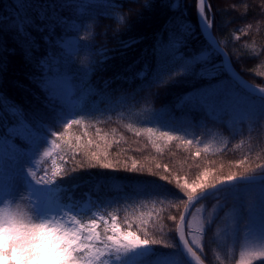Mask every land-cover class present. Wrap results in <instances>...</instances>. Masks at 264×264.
<instances>
[{"label":"trees","instance_id":"16d2710c","mask_svg":"<svg viewBox=\"0 0 264 264\" xmlns=\"http://www.w3.org/2000/svg\"><path fill=\"white\" fill-rule=\"evenodd\" d=\"M115 1L119 5L120 0ZM206 1L205 14L213 20L211 31L238 73L247 81L264 87V0ZM53 2L61 5L65 0H0V17H5V21L0 23V39L8 47L17 48L15 55L8 56V70L3 74L0 92L9 100L23 104L30 120L42 116L51 132H64L66 120L53 121L51 105L45 107L48 102L29 83L28 76L38 73L32 64L25 61L23 52L15 43L16 33L10 30L8 19L19 10L18 5L36 7ZM68 2L76 5L80 0ZM107 11L110 16L97 15L96 12L91 16L77 14L72 8L61 13L83 25L78 31L73 28L67 33L69 38L79 37L82 43L68 39L64 49H56L55 56L49 61L52 78L46 87H54L51 90L60 102L57 113L70 111L72 115L67 118L78 119L81 123L73 124L64 138L47 136L49 141L56 139L59 145L56 147L59 164L56 171L60 175L52 185L59 189L65 200L80 199L89 194L92 204L102 207L108 217H116L122 229H130L141 238L162 241L151 246L154 252L145 258L146 261L178 254L188 264L176 236L179 217L188 202L187 194L180 186L185 182L200 183L201 180L215 183L228 175L238 176L245 171L256 175L264 172V119L252 116L249 106L238 99L227 100V103L238 101L239 113L246 114L245 119L239 120L234 115L236 110L221 109L217 104L206 105V109L195 107L192 101L202 99L211 82L183 76L180 65L184 61L168 65L176 70L173 73L175 82L165 74L164 79L169 80L168 83L149 87V80L135 78L145 63L149 65L151 78V69H156L158 62L167 66V58L175 56L171 48H167L168 34L164 31L170 17L182 16L197 29L187 47L181 50L186 58L209 48L198 25L196 0H139V3ZM137 13L141 14L140 18H137ZM146 13L149 15L145 18ZM33 34L41 44L35 55H46L48 45L42 40L43 34ZM65 34L64 29L57 28V36ZM130 39H138L139 43L124 49L122 42ZM158 44L160 51L154 53ZM102 48L108 50L110 59L98 64L93 73L82 74V69L70 73L75 75V78L71 75V80L75 83L80 80L87 87L82 99L73 103L55 91L56 84L60 80L62 82L59 74L63 64L73 66L77 60L88 67L93 59L101 60L98 53ZM212 62L222 64L221 55H213ZM218 79L221 84H228L242 100L258 104L259 97L238 86L225 69ZM17 82L26 87H19ZM219 104L223 107L222 102ZM156 124L172 129L158 131L154 128ZM147 128H152L154 133L145 131ZM160 132H168L173 138L168 140L156 135ZM189 140L191 144L187 143ZM19 146L31 153V164L25 168L24 175L33 178L29 173L34 172V178L39 179L46 174L51 180L54 169L43 157L31 151L29 145ZM92 153H96L100 160H94ZM103 163H111L113 167L104 168L100 166ZM94 164L96 166H92ZM133 164L136 165L135 170ZM165 176L167 180L162 179ZM221 193L222 189L193 208L196 210L202 202L207 204L208 220L202 248H194L207 264H215L212 240L215 230L221 225L220 217L224 211L221 209L213 221L212 215ZM173 216L175 221L171 219ZM186 228L188 230V226Z\"/></svg>","mask_w":264,"mask_h":264},{"label":"snow or ice","instance_id":"6c2138e0","mask_svg":"<svg viewBox=\"0 0 264 264\" xmlns=\"http://www.w3.org/2000/svg\"><path fill=\"white\" fill-rule=\"evenodd\" d=\"M135 3H139V0H120L119 5L115 3V0H80L76 5L65 0V3L61 5H56L53 2L51 4L41 3L36 7L30 4L17 6L19 10L14 11L8 19L11 22L10 30L16 33L14 36L15 43L23 52L25 61L32 64L38 73L28 76L29 83L44 96V99L48 102L45 107L51 105L53 109L51 119L53 121L64 119L66 123L64 124V132H51L48 125L44 123V117L36 116L34 120H30L27 117V109L23 104L9 100L3 92H0V162L3 161L5 155L11 159H16L19 155L26 154L19 144L30 145L38 152L40 145L50 143L52 147L44 152L45 156H50L53 149L59 147V145H57L56 139L49 142L47 136L50 134L53 137L64 138L73 124L78 125L81 123L78 119L67 118L72 115L70 111L57 113L56 110L60 102L55 98L51 88L46 87L52 78L49 61L55 56L56 49H64L63 45L68 39H77L82 43L79 37L69 38L67 33L71 32L73 28L78 31L83 25L62 15V11L66 8H72L77 14L91 16L93 12H96L97 15L110 16L111 13L107 11L108 8L124 7ZM172 7L176 8L177 5H172ZM117 15L119 16L118 13ZM140 15V13H137V18H140ZM197 17L202 32L208 31L212 27L213 20L205 14L204 0L199 2ZM4 21L5 17H0V23ZM58 27L64 29L66 33L64 36H57ZM164 31H167L168 34L167 48H171L175 56L167 58V66H161V63L158 62L157 68L151 69V78H149V65L145 63L144 68L135 74V78L149 80V87L168 83L169 80L164 79L165 74L168 75L171 82H175L173 73L176 70L170 69L168 65L184 61L180 65L183 76L210 81L211 83L206 89L214 90L211 94L206 93L202 99L197 98L192 101L195 107L206 109V105L209 104L216 105L226 99H238L243 105L249 106L252 116H259L264 119V89H255V92L259 95V102L253 104L248 100H242L228 84L220 83L218 78L221 71L224 70L223 65L212 62L213 55L222 53L218 43L213 46L209 42L208 49L201 50L199 53L186 58L181 50L186 48L189 40L195 36L196 27L182 16H176L169 18L164 25ZM33 33L43 34L42 40L44 44L48 45L46 55L41 57L35 55L39 52L41 44ZM137 43H139L138 39H130L122 42V47L129 49ZM153 51L154 53L160 51L159 44ZM16 52V47H8L6 42L0 39V83L3 82V74L8 70V56L15 55ZM74 53L71 54L72 57ZM107 53L108 50L102 48L98 53L101 55V60L97 62L93 59L88 67H80L79 69L83 70L82 74L89 75L93 73L98 64L102 65L103 61L110 59ZM56 58L59 59L60 57ZM136 63H139V61H136ZM73 76L75 78V75ZM128 79L133 78L129 77ZM17 84L21 88L26 87L18 82ZM217 85H221V87L216 88ZM145 131L150 134L154 133L152 128H147ZM159 135L168 140L173 138L168 132H160ZM187 143L191 144L192 141L189 140ZM91 155L94 160H100L96 153ZM196 155L199 156L200 153L197 152ZM100 166L104 168L113 167L111 163H103ZM132 168L135 170L136 165L133 164ZM29 175L35 177L34 172H30ZM58 175L60 173L54 169L51 180L38 179L34 180V184L46 188L55 183ZM206 177L207 173H205ZM162 179L167 180L168 177L165 176ZM239 184L258 185L261 193H264V172L256 175L245 171L240 173L239 176L236 174L228 175L215 183H205L204 180H201L200 183L193 184L185 182L180 187L186 192L188 201L195 202L205 199L211 190L218 189L222 185H229L235 189ZM0 192L3 193L2 182H0ZM35 192L37 202L32 212L40 219L38 223L21 214L0 208V264H110V262L111 264H123L124 258L128 254L133 253L143 257L145 254L140 250L149 249L150 246L162 242L155 239L141 238L139 235L132 233L130 229L120 228L115 223L116 217L112 218L110 227L105 222L106 226L103 230L99 228L100 221L96 219L81 223L73 217L74 223L67 224L55 219H41V217L50 216L55 209L52 207V202L49 196L46 195L44 188L38 187ZM10 196L11 194L4 198L8 199ZM189 207L190 205L186 204L185 213L179 217V247L184 250L185 255L195 258L200 264H203L200 256L197 255V251L189 245L185 235L186 216L190 215L187 211ZM171 219L175 221L176 217L173 216ZM208 223L210 224L211 221ZM199 230L203 235L205 231L203 225ZM109 231L111 234H109ZM260 235L264 238V224L260 228ZM46 239L49 243L45 245L43 241ZM153 252L154 250L147 254ZM256 260L259 261V264H264V249L241 253L239 264H254ZM173 264H179V262L173 261Z\"/></svg>","mask_w":264,"mask_h":264},{"label":"rangeland","instance_id":"374dc122","mask_svg":"<svg viewBox=\"0 0 264 264\" xmlns=\"http://www.w3.org/2000/svg\"><path fill=\"white\" fill-rule=\"evenodd\" d=\"M108 9L112 11L114 7ZM147 15L149 14L146 13L145 18ZM81 62L75 60L73 66H68V63L66 65L63 64L62 71L59 74L62 82L60 80L59 84L55 86V91L61 92L64 96L63 98L73 103L77 102L78 99H82L87 93V87L80 80H77L75 83L71 80L72 74L70 75L71 71H78L81 70L79 69L80 67H84L83 62L82 64ZM50 87L51 89L54 88L52 86ZM232 87L234 88L233 85ZM213 91L212 89H208L206 93L211 94ZM222 104L223 107H220V104H217V106L221 109L225 108L228 111L236 110V114L234 115L239 120L246 118V114L239 113L240 105L238 101L227 103L226 99L222 101ZM176 120L181 124L180 119L176 118ZM182 122H184V119ZM154 128L158 131L161 129H172L165 127L164 124H156ZM156 135H159V133ZM29 147L32 149L31 151L36 152L32 146L29 145ZM50 147H52L50 143H44L39 146L38 153L49 166L58 170L59 164L57 163L56 147L50 156L44 155V152ZM24 152L26 154L19 155L16 159H11L5 155L3 161L0 162V173H2L0 175V182L3 185V193L0 192V208L21 214L32 219L34 222H40V219L32 212L37 202L35 189L39 187L44 188L46 195L49 196L52 202V207L55 209V211L51 212L50 216L41 217V219H55L66 224L74 223L73 217L81 223H87L89 220L96 219L100 221L99 228L101 230L105 228V222H107L109 227L111 226L113 217H108L99 205L93 207L89 194H86V197L83 199L65 200L58 190L51 185L46 188L45 186H37L34 184V180L38 179H31L24 176L23 172L25 168L31 164V153L26 149H24ZM41 179L46 181L50 180L48 176H42ZM9 194H11L10 198L5 199L4 197ZM206 205L203 202L198 205L197 209L193 210L187 221V238L196 250H201L202 248L203 235L199 229L201 225H203L204 229L207 225ZM221 209L224 211L220 217L221 225L215 230L212 240L214 244L212 259L215 264H239L241 253L264 249V238L260 235V228L264 224V193H261L258 185L239 184L235 189L231 186L222 189V193L219 195L218 201L215 204L212 221ZM115 223L119 225L117 220H115ZM131 232L134 233L133 231ZM109 234H111L110 231ZM43 243L46 245L49 241L46 239ZM140 251L145 254L143 257L130 253L124 258L123 264H173V261H178L179 264H187L178 254L158 256L152 262H148L145 258L149 255L147 253L152 251L151 246L149 249ZM256 262L258 260L254 261V264Z\"/></svg>","mask_w":264,"mask_h":264},{"label":"water","instance_id":"95a60500","mask_svg":"<svg viewBox=\"0 0 264 264\" xmlns=\"http://www.w3.org/2000/svg\"><path fill=\"white\" fill-rule=\"evenodd\" d=\"M199 2L200 0H197L196 1V15H197V12H198V9H199ZM204 5H206V0H204ZM197 20H198V17H197ZM200 27V26H199ZM201 30V28H200ZM202 32V31H201ZM204 38L210 42L213 46L216 45V43H218L219 45V48L222 49V53H220L221 57H222V62H223V66H224V69L226 70V72L229 74V76L241 87L243 88L244 90L248 91L249 93L255 95V96H259L258 93H256L255 89H264L263 87L261 86H258V85H255L249 81H247L246 79H244L239 73L238 71L235 69L234 65L232 64V61L229 57V55L227 54L226 50L223 48V46L221 45V43L219 42V40L213 35L212 31H211V28L208 30V31H204L202 32ZM239 176V175H238ZM226 186H229V185H222L220 188L218 189H215V190H211L210 191V194H213L215 192H217L218 190H220L221 188H224ZM208 195V196H209ZM202 200H197L195 202H191V201H188L187 204L190 205V207L188 208V212L191 213L192 209ZM185 213V207L182 211V214ZM188 217L189 215L186 216V223H187V220H188ZM179 224H180V220L178 221V224H177V229H176V236H177V242H178V245H179V235H178V232H179ZM185 235H186V225H185ZM187 237V235H186ZM188 239V238H187ZM189 241V240H188ZM189 245L190 242H189ZM180 251L182 253V255L184 256V258L186 259V261L189 263V264H200L199 261L195 260V258H192L188 255H185L184 254V250L182 248H180ZM199 255V254H197ZM201 258V257H200ZM201 260L203 261V264H207L202 258Z\"/></svg>","mask_w":264,"mask_h":264}]
</instances>
